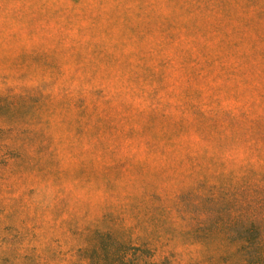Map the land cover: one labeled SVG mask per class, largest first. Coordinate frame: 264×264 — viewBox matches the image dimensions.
<instances>
[{"label": "rangeland", "instance_id": "374dc122", "mask_svg": "<svg viewBox=\"0 0 264 264\" xmlns=\"http://www.w3.org/2000/svg\"><path fill=\"white\" fill-rule=\"evenodd\" d=\"M171 200L264 225V0H0V238Z\"/></svg>", "mask_w": 264, "mask_h": 264}, {"label": "trees", "instance_id": "16d2710c", "mask_svg": "<svg viewBox=\"0 0 264 264\" xmlns=\"http://www.w3.org/2000/svg\"><path fill=\"white\" fill-rule=\"evenodd\" d=\"M46 199L36 193L32 200L44 209L52 204ZM178 204L108 212L85 226L61 228L59 236L41 224L23 221L18 230L12 222L10 233L0 238V264H182L177 252L166 251L170 244L194 247L186 264H264L262 220L217 212L215 203L188 202L184 214Z\"/></svg>", "mask_w": 264, "mask_h": 264}]
</instances>
